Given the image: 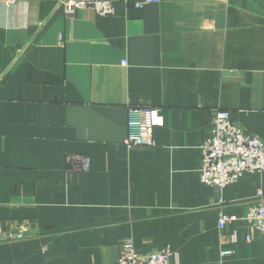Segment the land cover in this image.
Segmentation results:
<instances>
[{
	"label": "crops",
	"instance_id": "1",
	"mask_svg": "<svg viewBox=\"0 0 264 264\" xmlns=\"http://www.w3.org/2000/svg\"><path fill=\"white\" fill-rule=\"evenodd\" d=\"M61 1L0 0V264H119L126 240L171 264H264L245 220L264 173L200 180L216 111L264 141V0ZM131 107L160 109L156 148L125 144Z\"/></svg>",
	"mask_w": 264,
	"mask_h": 264
},
{
	"label": "built area",
	"instance_id": "2",
	"mask_svg": "<svg viewBox=\"0 0 264 264\" xmlns=\"http://www.w3.org/2000/svg\"><path fill=\"white\" fill-rule=\"evenodd\" d=\"M117 1L120 0H62L61 4L68 13L89 9L100 16H112L113 6ZM157 2L160 0H145L135 3L134 6L141 8L145 4ZM14 3L7 1L6 5ZM162 126L163 117L159 108L131 107L128 110L129 135L125 144L129 148H156L154 130ZM210 127V136L200 148L202 153L200 180L203 184L222 190L236 183L246 173H264V141L259 136L245 133L232 120L228 110L216 111ZM68 162L72 163L74 171L87 170L89 167L88 159L82 156L70 157ZM235 220V217L222 213L219 219L220 230H224L227 224ZM245 220L264 238L262 190H258L249 203ZM24 233V230L19 232L21 236ZM232 254L231 251L222 252V256ZM174 257L175 254L170 247L148 255L138 254L133 240H126L122 244L119 264H171Z\"/></svg>",
	"mask_w": 264,
	"mask_h": 264
}]
</instances>
